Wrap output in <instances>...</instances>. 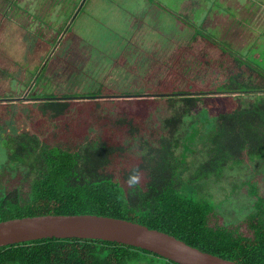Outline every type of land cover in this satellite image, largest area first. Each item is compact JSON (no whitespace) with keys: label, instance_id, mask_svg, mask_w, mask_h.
<instances>
[{"label":"trees","instance_id":"1","mask_svg":"<svg viewBox=\"0 0 264 264\" xmlns=\"http://www.w3.org/2000/svg\"><path fill=\"white\" fill-rule=\"evenodd\" d=\"M192 48L176 46L163 60L166 72L149 79L143 92L101 82L86 92L29 93L36 102L16 131L9 121L17 122L23 105L0 102V220L47 213L120 217L224 258L264 264V195L250 190L252 210L227 223L194 187L231 164L264 159V67L229 48L219 47L218 56ZM208 69L216 76L201 83ZM212 93L226 101L196 134L202 159L187 161L189 152L195 155L194 137L183 135V117ZM158 101L168 109L157 123L150 110ZM141 258L179 264L95 238L0 246V264H129Z\"/></svg>","mask_w":264,"mask_h":264},{"label":"rangeland","instance_id":"2","mask_svg":"<svg viewBox=\"0 0 264 264\" xmlns=\"http://www.w3.org/2000/svg\"><path fill=\"white\" fill-rule=\"evenodd\" d=\"M0 2V102L24 107L17 122L9 121L14 131L25 126V111L36 102L31 93L86 92L101 82L143 92L149 79L166 72L163 60L178 45L190 43L192 49H206L213 56L219 55V47L229 48L264 67V0ZM215 76L208 69L199 79L206 83ZM221 95L207 94L183 117V135L194 137L190 148L195 155L189 152L187 161L202 159L198 133L224 105ZM167 109L166 102L158 101L150 114L158 123ZM4 161L0 146V168ZM200 182L195 195L212 200L225 222H237L252 210L250 190L264 195V159L242 160L219 177ZM129 264L163 262L141 258Z\"/></svg>","mask_w":264,"mask_h":264},{"label":"water","instance_id":"3","mask_svg":"<svg viewBox=\"0 0 264 264\" xmlns=\"http://www.w3.org/2000/svg\"><path fill=\"white\" fill-rule=\"evenodd\" d=\"M44 237L116 241L151 251L179 264H244L203 251L167 232L120 217L47 213L0 220V246Z\"/></svg>","mask_w":264,"mask_h":264},{"label":"crops","instance_id":"4","mask_svg":"<svg viewBox=\"0 0 264 264\" xmlns=\"http://www.w3.org/2000/svg\"><path fill=\"white\" fill-rule=\"evenodd\" d=\"M1 3V2H0ZM13 3V2H12ZM2 4V3H1Z\"/></svg>","mask_w":264,"mask_h":264}]
</instances>
